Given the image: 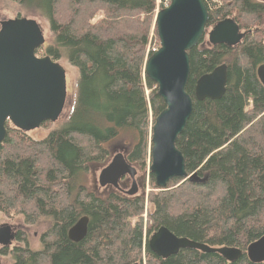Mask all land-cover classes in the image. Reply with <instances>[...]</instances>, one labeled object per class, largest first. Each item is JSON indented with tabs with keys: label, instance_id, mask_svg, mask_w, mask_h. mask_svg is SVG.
<instances>
[{
	"label": "trees",
	"instance_id": "trees-1",
	"mask_svg": "<svg viewBox=\"0 0 264 264\" xmlns=\"http://www.w3.org/2000/svg\"><path fill=\"white\" fill-rule=\"evenodd\" d=\"M11 1L47 20L50 41L36 54L65 58L77 78L61 128L36 139L6 122L0 213L21 215L28 224L48 218L51 225L41 234L40 249L14 245L0 253H11L12 264H264L246 254L264 235V86L256 74L264 63V0H203L205 34L231 17L245 35L227 46L211 45L204 34L188 51L185 89L193 107L175 145L186 172L203 181L174 177L165 188L146 171L151 127L164 108L156 83L144 74L151 45H159L156 0ZM223 63L222 96L196 100V80ZM114 140L137 172L148 175L140 194L127 195L124 178L101 192L88 187L90 169L106 165ZM83 216L87 232L71 241L68 230ZM160 226L211 247H237L242 255L229 262L187 248L161 258L147 244Z\"/></svg>",
	"mask_w": 264,
	"mask_h": 264
},
{
	"label": "water",
	"instance_id": "water-1",
	"mask_svg": "<svg viewBox=\"0 0 264 264\" xmlns=\"http://www.w3.org/2000/svg\"><path fill=\"white\" fill-rule=\"evenodd\" d=\"M208 10L203 0H170L155 14L159 47L144 64V74L157 85V94L164 108L151 127L149 172L155 185L165 188L174 177L203 181L196 173L189 175L175 142L191 114L193 102L185 87L190 73L188 51L205 34ZM207 33L211 45H237L245 35L237 23L227 17L216 22ZM45 42L43 31L33 18L16 16L0 21V144L6 135V122L24 132L53 122L61 115L66 101V74L63 66L49 55L37 56L36 50ZM264 86V63L256 68ZM227 67L220 64L201 75L194 86L196 100L218 99L225 91ZM137 170L122 152L112 155L97 176L100 187H118L124 176L131 179L127 195L138 191ZM88 218L83 216L68 230L71 241H80L87 232ZM14 233L9 224L0 225V245L9 247ZM149 249L161 258L180 249H196L221 255L234 262L242 251L236 247H210L204 243L173 234L165 226L154 231L147 241ZM246 254L253 263L264 262V235L250 243ZM132 264H140L134 262Z\"/></svg>",
	"mask_w": 264,
	"mask_h": 264
},
{
	"label": "rangeland",
	"instance_id": "rangeland-1",
	"mask_svg": "<svg viewBox=\"0 0 264 264\" xmlns=\"http://www.w3.org/2000/svg\"><path fill=\"white\" fill-rule=\"evenodd\" d=\"M164 0H156V9L155 13L163 6ZM16 16H21V17H26V18H33L37 21V23L40 25L43 35L45 38L44 45L46 46L49 41H50V32L48 29V24L47 20L45 18H42L38 16L35 13H31L27 11L26 8H23L16 2H13L11 0H0V19L5 20V19H10L14 18ZM100 17V14L96 15L93 20L97 19ZM210 29V28H209ZM207 30V32L209 31ZM205 39L207 40V33L205 34ZM156 46L154 43L151 45V47ZM152 49V48H151ZM40 56V55H38ZM63 68L65 69V74H66V90H67V95H66V101L65 105L63 108V111L61 115L58 117L57 120L53 122L46 123L45 125H40L38 128L32 129L28 131L27 133L36 139H40L45 137L50 131L61 128L63 125L66 124L67 122V115L69 113L70 105L72 100L74 99L75 96V82L77 78V70L72 67L69 62L65 59L62 58L59 61ZM155 119V118H154ZM153 125V124H152ZM123 146L122 143H118L115 140L109 144V150L112 151L111 157L113 154L116 152H122L121 147ZM110 157V158H111ZM108 163V162H107ZM106 163V164H107ZM150 165V164H149ZM104 167V166H103ZM102 166H92L89 172V177H88V187L90 189L95 190L96 192H101L103 190V187H100L97 183V176L99 174L100 169ZM149 169L147 168L146 171ZM146 179H145V178ZM142 182L146 184L148 182V175L145 172H137L136 174V183L138 185V191L136 194L141 193V184ZM146 191L148 190V185L145 186ZM130 188V184H128V187L126 189ZM2 224H9L13 225L17 229H20L22 237H25L26 243L19 241V240H13L12 243L9 245L7 249H11L14 245H27L29 248L32 250H38L41 248V233L46 230L51 225V220L48 218H40L37 222L33 224H28L24 221L23 217L21 215H14L10 218L4 217L2 213H0V225ZM9 251V250H7ZM11 253H5L1 254L0 253V264H12V258H11Z\"/></svg>",
	"mask_w": 264,
	"mask_h": 264
},
{
	"label": "flooded vegetation",
	"instance_id": "flooded-vegetation-1",
	"mask_svg": "<svg viewBox=\"0 0 264 264\" xmlns=\"http://www.w3.org/2000/svg\"><path fill=\"white\" fill-rule=\"evenodd\" d=\"M0 21H2L1 19H0ZM136 177V176H135ZM124 178V181L123 182H125V189H124V192H125V190H126V188L128 187V184H130V186H131V179L128 177V176H124L123 177ZM11 226V228H12V231H13V233H14V238H13V240H15L16 239V236H20L21 238H22V236L23 235H21V230L20 229H17L16 227H14L13 225H10ZM43 233V232H42ZM41 233V234H42ZM12 240V241H13ZM17 240V239H16ZM25 240V241H24ZM22 242H24V243H26V239H25V237H24V239L22 240ZM12 243V242H11ZM2 248H6V250H10V249H7L8 247H2L1 245H0V249H2Z\"/></svg>",
	"mask_w": 264,
	"mask_h": 264
},
{
	"label": "built area",
	"instance_id": "built-area-1",
	"mask_svg": "<svg viewBox=\"0 0 264 264\" xmlns=\"http://www.w3.org/2000/svg\"><path fill=\"white\" fill-rule=\"evenodd\" d=\"M170 0H164L163 7L167 6L169 4ZM157 49V46L152 47V51H155Z\"/></svg>",
	"mask_w": 264,
	"mask_h": 264
},
{
	"label": "bare ground",
	"instance_id": "bare-ground-1",
	"mask_svg": "<svg viewBox=\"0 0 264 264\" xmlns=\"http://www.w3.org/2000/svg\"><path fill=\"white\" fill-rule=\"evenodd\" d=\"M161 9H162V8H161ZM152 52H154V51H152ZM189 175H191V174H189ZM154 181H155V180H154ZM190 181H191V180H190ZM155 231H156V230H155ZM151 234H152V233H151ZM151 234H150V235H151ZM148 238H149V237H148ZM147 241H148V240H147ZM206 245H207V244H206ZM208 246H209V245H208ZM210 247H211V246H210ZM229 247H230V246H229ZM236 248H237V247H236ZM240 250H241V249H240Z\"/></svg>",
	"mask_w": 264,
	"mask_h": 264
}]
</instances>
